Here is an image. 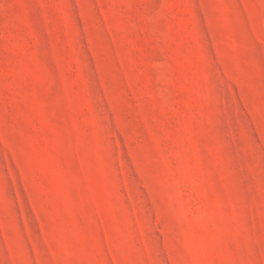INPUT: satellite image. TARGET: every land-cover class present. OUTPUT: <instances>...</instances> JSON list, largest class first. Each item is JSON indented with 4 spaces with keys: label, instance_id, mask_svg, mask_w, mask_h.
I'll return each mask as SVG.
<instances>
[{
    "label": "rangeland",
    "instance_id": "374dc122",
    "mask_svg": "<svg viewBox=\"0 0 264 264\" xmlns=\"http://www.w3.org/2000/svg\"><path fill=\"white\" fill-rule=\"evenodd\" d=\"M0 264H264V0H0Z\"/></svg>",
    "mask_w": 264,
    "mask_h": 264
}]
</instances>
